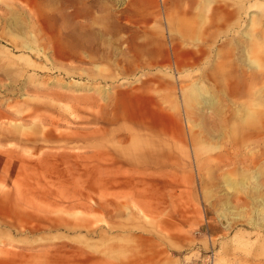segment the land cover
Instances as JSON below:
<instances>
[{"label": "rangeland", "instance_id": "1", "mask_svg": "<svg viewBox=\"0 0 264 264\" xmlns=\"http://www.w3.org/2000/svg\"><path fill=\"white\" fill-rule=\"evenodd\" d=\"M260 199L264 0H0V264H264Z\"/></svg>", "mask_w": 264, "mask_h": 264}, {"label": "built area", "instance_id": "2", "mask_svg": "<svg viewBox=\"0 0 264 264\" xmlns=\"http://www.w3.org/2000/svg\"><path fill=\"white\" fill-rule=\"evenodd\" d=\"M177 264H215L214 256L212 253L200 256L197 259H192L189 261H183Z\"/></svg>", "mask_w": 264, "mask_h": 264}, {"label": "bare ground", "instance_id": "3", "mask_svg": "<svg viewBox=\"0 0 264 264\" xmlns=\"http://www.w3.org/2000/svg\"><path fill=\"white\" fill-rule=\"evenodd\" d=\"M207 103H208V102H207ZM207 103H206V104H207ZM207 105H208V104H207ZM261 198H263V197H261ZM260 202H261L262 204H264V199H260ZM229 209H230V208H229ZM229 209H228V211H229ZM232 212H233V211H232ZM260 212H261V210H260V211L258 210V211H257V214L260 213ZM255 215H256V214H255ZM237 216L239 217V215H237ZM219 218L222 219V220L225 222V225L228 224L229 220H227V219L225 218V214H224V213H223V214H220V215H219ZM252 218H253V217H252ZM251 221H252V219H251ZM253 221H256V220L253 219ZM254 223H255V222H254ZM256 223H257V221H256ZM257 224H258V223H257Z\"/></svg>", "mask_w": 264, "mask_h": 264}]
</instances>
